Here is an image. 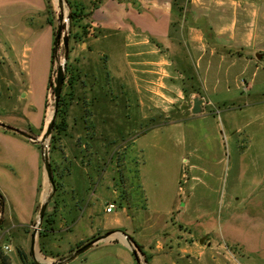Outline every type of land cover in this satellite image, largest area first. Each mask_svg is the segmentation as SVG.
<instances>
[{
	"label": "rangeland",
	"instance_id": "374dc122",
	"mask_svg": "<svg viewBox=\"0 0 264 264\" xmlns=\"http://www.w3.org/2000/svg\"><path fill=\"white\" fill-rule=\"evenodd\" d=\"M121 1L125 0L112 1L116 4L112 14L119 24L111 29L128 30ZM51 2L53 13L45 0H0L1 123L42 137L40 102L42 82L51 76L53 25L65 28L52 70L54 87L57 69L64 63L63 37L70 34L72 12L80 18L69 40V66L83 72L95 70L100 76L97 83L104 84V89L96 85L92 96L97 100L92 105V96L83 90L82 77L77 81V95L68 109V132L52 154L56 181L61 186L56 231L39 238L40 228L33 251L31 241L38 215L35 224L19 226L16 205L0 187V264H134L131 249L120 241L111 246L110 255L104 253L103 242L101 248H91L66 263L70 250L98 235L99 228L100 236L106 232L101 230H117L141 245L148 256L147 263L135 248L141 264H264V58L253 60L245 70L243 60L221 65L213 59L207 76L202 64L194 68L195 79L183 80L171 73L165 49L158 52L144 43L142 35L128 32V49L120 45L109 48L108 38L97 30L102 26L90 18L102 0ZM97 38L99 42L94 41ZM26 48L30 51L23 57ZM109 51L113 52L112 68L107 64ZM125 53H136V59L125 57ZM146 59L151 62L149 71L141 76L136 69ZM255 64L258 70L251 83ZM216 70L221 74L213 75ZM112 71L120 74L122 84L129 89L137 83L144 87L141 98L146 106L139 110L155 115L156 122L164 126L151 129L156 122H142L135 114L138 108H133L130 120L123 123L128 134L124 138L115 134L121 129L118 121H124L120 114L124 107L116 108V101L122 104L126 98L119 90L114 91L117 80ZM244 80L251 83V89L236 88L238 81ZM28 84L34 92L30 109V100L23 97ZM85 84L94 87L92 79H86ZM201 89L213 106H207L203 113L189 114L194 97L205 99ZM53 95L49 88L46 126L54 111ZM85 111L93 115L97 126L89 133L98 140L90 143L82 125ZM104 137L107 146L100 140ZM69 162L74 166L66 178L64 167ZM97 165L102 166V172L97 171ZM54 191L50 185L46 196ZM109 204L113 209L106 213ZM84 210L93 218L84 217ZM201 240L204 242L199 246ZM181 247L189 251L182 252Z\"/></svg>",
	"mask_w": 264,
	"mask_h": 264
},
{
	"label": "crops",
	"instance_id": "0c3cea01",
	"mask_svg": "<svg viewBox=\"0 0 264 264\" xmlns=\"http://www.w3.org/2000/svg\"><path fill=\"white\" fill-rule=\"evenodd\" d=\"M112 1L102 0V3L95 7L90 14L92 22L94 21V23L102 26L101 29L97 30H102L106 36L104 38H108L107 41L110 43H108V47L120 45L128 49L129 44L125 42V35L128 32L135 33V36L142 35L144 36V43L153 45L158 52L163 48L165 49L171 64V73L175 77L178 75L181 78L195 79L193 76L194 68L202 67V64L207 76L212 71L210 63L213 59H217L221 65L225 62L233 65L238 60H243L245 70L254 64L253 60L258 62L264 58V0H125L121 1V8L124 9L123 16L127 19L125 23L128 30L124 28L122 30L111 29L119 24L115 15L112 14V11L116 9V4H113ZM94 41L99 42L100 40L97 38ZM52 48L53 45H51V58ZM184 50L187 52L184 53ZM29 51V48H26L22 54L23 57H27ZM82 51L84 53L85 48ZM110 51L107 64L112 68L113 52ZM88 54L86 56H90ZM135 54L125 53V57L134 56L132 58L136 59ZM189 54L194 59V63H191ZM258 54H261L262 57L257 58L256 55ZM82 57L84 58V56ZM150 64V60L141 61L139 68L136 70L141 76L145 75L149 71L148 66ZM257 70L258 64H255L251 83L256 77ZM213 72V75L221 74L218 73V70ZM111 75L117 80L113 83L114 91L119 90L126 98L122 104L116 101V108L124 107L122 113L120 112L124 121H118L121 129L115 134H119L120 137H125L128 134L123 125H126L130 120L129 117L133 114V108H138L135 114L142 122H148L150 119H152V122H156L155 115L139 110L146 106L143 98H141L144 87H139L137 83L135 88L130 87L129 89L122 84L120 74L115 75L112 71ZM180 77L178 79L182 80ZM49 79L50 74L47 82L46 79L44 83L42 82L43 97L40 102L42 115L40 128L42 132L40 133L44 132L43 126H46L45 122L48 116ZM225 83L228 88L231 87L228 79ZM251 83H247L245 80L243 82L238 81L236 88L251 89ZM201 90H203L205 96L201 112L203 113L207 106H213V101L209 98L205 89ZM193 94H197V92ZM23 97L29 100L34 97L33 89L29 84L23 93ZM193 99L188 109L189 114H192ZM28 105L30 109L33 101L30 100ZM27 114L32 115L31 112H27ZM170 123L174 125V122ZM164 125V123L156 122L151 129L160 128ZM40 135L37 134V137ZM0 175L2 177L1 191L4 192L3 195H11V202L16 205L15 211L19 219V226L29 227L32 225V220L36 218L35 209L38 202H43L50 187L43 167L42 151L33 144V141L0 128ZM11 212L13 213V210ZM106 213L109 212L106 211ZM84 217L93 218L86 214V210H84ZM99 229L96 231L97 234L101 233ZM101 231H106L104 234L111 233L112 236L110 235L111 237L109 236L107 239L98 242L92 248H101L100 246L105 242L102 247H104V253L109 254L111 253L109 251L112 248L111 246L119 243V241L128 247L126 237L122 235L121 231ZM104 234L102 232L101 235ZM198 244L201 246V241ZM178 246L180 247L181 244ZM158 249L161 250L162 247H158ZM179 250L182 252L189 251L188 248L182 247ZM133 258L135 260L134 255Z\"/></svg>",
	"mask_w": 264,
	"mask_h": 264
},
{
	"label": "trees",
	"instance_id": "16d2710c",
	"mask_svg": "<svg viewBox=\"0 0 264 264\" xmlns=\"http://www.w3.org/2000/svg\"><path fill=\"white\" fill-rule=\"evenodd\" d=\"M46 2V5H47V8H48V11L49 12H52L53 13V6H52V2L51 0H45ZM91 14V12H90ZM80 16L78 13L76 12H72L70 14V20L71 22H73L72 24V28H70V34H69V40L72 38V32H73V25L74 23H77L78 20H79ZM53 32H54V44H53V49H52V60H51V65H52V70H53V67H54V64H55V61L57 59V56H56V52L58 50V47L55 46V37H56V34H57V28L53 25ZM78 36V35H77ZM83 38V36H82ZM70 45V44H69ZM63 51H64V54H65V49L63 47ZM69 53H70V46H69ZM69 61V57H68V60H67V63H66V71H65V77H64V85H63V89H62V93H61V96H60V99H59V103H58V107H57V113H56V120H55V123H54V128H53V131H52V135H51V139H50V144H49V152H50V162L52 164V170H53V174H54V181H55V191L54 193L51 194V199L49 201V204H48V207L45 211V214H44V217H43V221H42V225H41V230L39 232V238L41 237H45L47 236L48 234L56 231V225H57V216H56V213H57V210H58V207H59V201L57 200L58 198V191H59V188L61 187L58 183V181H56V178H57V169H56V166L54 165L53 161H52V154L55 150H57L58 148V145H59V142L62 138L63 135L67 134L68 132V129H69V122H68V109H69V105H70V101L74 100V98L76 97L77 95V91H76V85H77V81L82 77V87H83V90L84 92H86L87 94H89L90 96H92V93L95 92V89H96V85H98L99 83L98 80L100 79L99 77V73H97L95 70L93 71H90V72H83V71H80L79 69H73L71 68L68 63ZM106 69V67H105ZM52 70H51V76H50V83H49V88H52L54 90V87L52 86ZM81 72L83 73V76H81ZM103 75H105V71L103 70ZM89 77H92V78H89ZM106 77L110 78V75L109 74H106ZM107 78V79H108ZM84 79V80H83ZM86 79H92L93 80V84H94V87L92 88V86L90 87H86L87 85L85 84V80ZM100 81V80H99ZM100 87L99 89H104L103 88V85L99 84ZM67 88H68V91H67ZM86 100H89L87 99V97L84 99V101ZM97 100V98L95 96H92V101H91V104L93 105L94 104V101ZM88 102V101H86ZM93 102V103H92ZM90 107V105H88ZM84 109V108H83ZM85 110H86V107H85ZM91 117H93V115L90 116V114L88 113V111H85L83 112V115H82V122H83V131L85 132V134H87V137H85L88 142L87 143H90V141H93V140H96V136L92 133H89L91 130H96V125L94 124V121H93V118L91 119ZM1 129L7 131V132H12L8 129H5L3 127H0ZM14 133V132H12ZM14 134H17V133H14ZM91 134V135H90ZM19 135V134H18ZM21 136V135H19ZM124 138V137H123ZM98 140V139H97ZM100 140H103V146H107L106 145V140H107V137H104V139H100ZM33 144H35L36 146H38V148L42 151V144L39 143V142H33ZM85 146V144L83 145ZM85 148V147H84ZM107 152V150H106ZM106 154V153H105ZM87 156V154L85 155ZM42 161H43V154H42ZM74 166L73 162H69L68 166L64 167V177L66 176H69L72 174V167ZM102 166L101 165H97V171L98 172H102ZM100 175H98V178H99ZM41 206L38 202L37 206H36V209H35V216L37 217V215L39 214L40 212V209H41ZM74 209L77 210V205L74 204ZM36 223V218H34L32 220V224H35ZM100 236V234L96 235V236H93L92 238L88 239L87 241H84V242H80L78 243L74 248H72L70 250V254L74 253L77 249L85 246L87 243L95 240L96 238H98ZM132 242L134 243V245L136 246V248L144 255L145 257V260L146 262L148 263V256L146 255V253L142 250V246L139 245L137 242H135L133 239H131ZM45 253V252H44ZM45 255L47 257H49V255H47L45 253ZM21 260H24V257L23 256H20ZM64 258H67V257H64ZM135 262L136 264H139V261L135 258Z\"/></svg>",
	"mask_w": 264,
	"mask_h": 264
},
{
	"label": "water",
	"instance_id": "95a60500",
	"mask_svg": "<svg viewBox=\"0 0 264 264\" xmlns=\"http://www.w3.org/2000/svg\"><path fill=\"white\" fill-rule=\"evenodd\" d=\"M63 29H65V28L62 25H58L57 34H56V37H55V40H56L55 46L56 47H58V45H59L60 39L62 37ZM63 45H64V49H65L64 63L60 64L58 69H57L56 81H55V85H54V95H53L54 96L53 97L54 111H53L52 116H51V118L49 120V123L47 124V126H46V128H45V130L43 132L42 137H37V136L31 135V134L26 133L25 131H22V130H20L18 128H15L13 126L6 125V124H3V123L0 122V127H3V128L8 129V130H10L12 132H15V133L21 135L24 138H27V139H29V140H31L33 142H39L42 145L46 143V146H45L44 150H43V147H42L43 167H44L45 173L47 175L48 181H49L50 185L52 186L53 191L55 190V181H54V174H53V170H52V164L50 162L49 140H50V137L52 135L53 128H54V123H55V120H56L57 107H58L59 99H60V96H61V93H62V89H63V85H64L66 63H67L68 56H69V35H65L63 37ZM256 57L257 58H261L262 55L258 54V55H256ZM203 105H204V100L202 98H199L198 96L195 97L193 99V106H192V109H191L192 114L193 115L200 114L202 112V110H203ZM50 199H51V195H48V196H46L44 198V200L42 202V206H41L40 212L38 214L36 228H35V230L33 232V235H32V241H31V250L32 251L34 250L35 243H36V240H37V234H38V231L41 228L43 217H44L45 211H46V209L48 207ZM122 234L126 237V241L128 243V247L131 249L134 257L139 261V264H141L140 260H139L138 253H137V251L135 249L136 246L132 242L131 238L128 237L127 235H125L124 233H122ZM110 235H111V233H107V234L101 235L98 238H96L95 240L87 243L85 246L77 249L74 253L71 254L70 257H68L66 259V261H67L66 263L74 260L76 257L81 255L82 253L88 251L90 248H92L98 242H101V241L107 239ZM203 242H204V240H201V243H203ZM132 246H134V247H132ZM48 264H63V261H58L56 263H48Z\"/></svg>",
	"mask_w": 264,
	"mask_h": 264
},
{
	"label": "built area",
	"instance_id": "2783aa9c",
	"mask_svg": "<svg viewBox=\"0 0 264 264\" xmlns=\"http://www.w3.org/2000/svg\"><path fill=\"white\" fill-rule=\"evenodd\" d=\"M112 209H113V205H112V204H109V206L107 207L106 211H107V212H111ZM5 249H6L7 251H11V248H10L9 246H6Z\"/></svg>",
	"mask_w": 264,
	"mask_h": 264
}]
</instances>
